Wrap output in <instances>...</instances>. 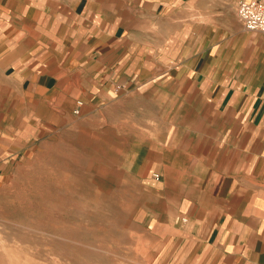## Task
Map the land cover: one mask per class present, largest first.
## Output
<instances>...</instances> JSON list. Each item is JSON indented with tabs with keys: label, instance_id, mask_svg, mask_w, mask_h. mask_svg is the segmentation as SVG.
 Masks as SVG:
<instances>
[{
	"label": "crops",
	"instance_id": "0c3cea01",
	"mask_svg": "<svg viewBox=\"0 0 264 264\" xmlns=\"http://www.w3.org/2000/svg\"><path fill=\"white\" fill-rule=\"evenodd\" d=\"M239 1L0 0V191L90 122L124 138L172 264H264V32Z\"/></svg>",
	"mask_w": 264,
	"mask_h": 264
},
{
	"label": "rangeland",
	"instance_id": "374dc122",
	"mask_svg": "<svg viewBox=\"0 0 264 264\" xmlns=\"http://www.w3.org/2000/svg\"><path fill=\"white\" fill-rule=\"evenodd\" d=\"M97 135L81 122L23 159L0 191V264H172L155 193L122 167L124 138Z\"/></svg>",
	"mask_w": 264,
	"mask_h": 264
},
{
	"label": "built area",
	"instance_id": "2783aa9c",
	"mask_svg": "<svg viewBox=\"0 0 264 264\" xmlns=\"http://www.w3.org/2000/svg\"><path fill=\"white\" fill-rule=\"evenodd\" d=\"M237 14L247 30L264 32V0H240ZM76 111L80 112L79 109ZM154 176L159 177L157 173ZM182 220L185 221L186 218Z\"/></svg>",
	"mask_w": 264,
	"mask_h": 264
}]
</instances>
